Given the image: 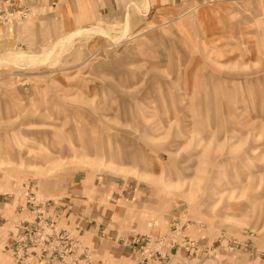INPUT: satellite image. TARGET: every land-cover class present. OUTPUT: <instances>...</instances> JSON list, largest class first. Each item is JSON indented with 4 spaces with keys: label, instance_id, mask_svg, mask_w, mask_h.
Here are the masks:
<instances>
[{
    "label": "rangeland",
    "instance_id": "374dc122",
    "mask_svg": "<svg viewBox=\"0 0 264 264\" xmlns=\"http://www.w3.org/2000/svg\"><path fill=\"white\" fill-rule=\"evenodd\" d=\"M0 264H264V0H0Z\"/></svg>",
    "mask_w": 264,
    "mask_h": 264
},
{
    "label": "built area",
    "instance_id": "2783aa9c",
    "mask_svg": "<svg viewBox=\"0 0 264 264\" xmlns=\"http://www.w3.org/2000/svg\"><path fill=\"white\" fill-rule=\"evenodd\" d=\"M74 240L75 238L73 234L64 231V229H61L60 231H50L48 229L39 236V241L42 244L41 251L44 253L43 255H45V252H48L49 257L57 258H64L66 253L67 255H70V248L75 250ZM31 252L35 253V251L31 250L29 254H32Z\"/></svg>",
    "mask_w": 264,
    "mask_h": 264
},
{
    "label": "crops",
    "instance_id": "0c3cea01",
    "mask_svg": "<svg viewBox=\"0 0 264 264\" xmlns=\"http://www.w3.org/2000/svg\"><path fill=\"white\" fill-rule=\"evenodd\" d=\"M84 210V209H83ZM86 211V213H87V216H89L88 217V219H87V221H88V223L86 222V224H88V226L87 225H85V226H87L88 228L87 229H93V228H95L94 227V224H95V215H94V213H93V209H92V207L90 208V206H88V207H86V209H85ZM107 217V215H105L104 217H103V222L105 223V218Z\"/></svg>",
    "mask_w": 264,
    "mask_h": 264
}]
</instances>
